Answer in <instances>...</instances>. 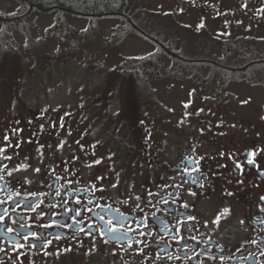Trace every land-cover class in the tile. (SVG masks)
<instances>
[{
    "label": "flooded vegetation",
    "instance_id": "flooded-vegetation-1",
    "mask_svg": "<svg viewBox=\"0 0 264 264\" xmlns=\"http://www.w3.org/2000/svg\"><path fill=\"white\" fill-rule=\"evenodd\" d=\"M120 1L126 6L124 12L129 5L147 7L157 2L155 19L163 22L155 31L159 37L126 26L123 11L52 14L54 21L63 12L64 22L69 16L84 19L87 25L91 20L120 17L122 32L130 28L127 31L137 38L145 37L163 52L158 60L167 58L175 64L211 62L207 55L189 60L180 53L190 48L193 54L204 48H249V76H234L232 81L264 91V77L254 76L264 70V0ZM166 4L170 8L163 12ZM33 12L39 13L29 6L7 21L27 19ZM65 25L54 23V31L62 29V34L51 39L41 34L40 42L54 40L58 49H76L78 37L74 31L66 33L64 28H71ZM25 27L12 31V36L5 34L6 49L20 48L29 54L31 39ZM120 57L124 60L122 53ZM135 75L128 77L139 86L143 76ZM125 78L113 95L101 89L95 99L69 110L32 106L20 83L5 93L0 90V147L6 148L4 155L13 157L11 161L0 157V165L9 169L27 165L12 177L5 176L11 191H0L4 201L0 214L8 209L0 221V264L9 260L11 264H264V201L260 199L264 196V101L244 109L231 101L228 86L220 84L211 92L223 96H208L212 104L194 110L189 105L176 121L175 112L157 104V92L147 96L137 89L123 90ZM114 97L117 104L112 109ZM5 134L8 142L2 139ZM253 151L256 155L250 157ZM249 158L254 159L252 165L247 163ZM98 159L101 162L96 164ZM196 168L199 171H193ZM53 172L61 177L58 182ZM193 176L198 181L207 177L204 186L193 184ZM5 181H0V187ZM54 182L60 196L47 187ZM84 188L87 194L81 191ZM148 192L155 195L149 197ZM21 200L40 207L35 211L25 205L16 207ZM105 205L113 210H105ZM74 216L82 222L79 226ZM9 227L13 233L7 232ZM111 227L118 231L109 232ZM17 232L22 234L19 238ZM24 235L29 239L24 240Z\"/></svg>",
    "mask_w": 264,
    "mask_h": 264
},
{
    "label": "rangeland",
    "instance_id": "rangeland-1",
    "mask_svg": "<svg viewBox=\"0 0 264 264\" xmlns=\"http://www.w3.org/2000/svg\"><path fill=\"white\" fill-rule=\"evenodd\" d=\"M115 2L121 3L120 0ZM157 8H159L157 2L147 7L129 5L125 14L137 22L139 26L136 27L141 28L144 34L159 37L155 31L156 28L162 27L163 22L155 19L158 17L155 14L158 12L155 11ZM169 8L168 4L161 7L163 12H167ZM21 9L23 6L15 1L0 0V39L3 40L5 34L12 36V31L15 29L24 30V26L31 39L28 43L29 54L20 48L10 50L0 48V90L5 93L12 88H17V83H20L19 88L26 89L28 102L32 106L44 108L50 106L55 109L69 110L87 104L89 99H95L101 89L105 90L104 94L113 95L122 88L120 80L123 76L126 77L123 90L131 93L137 89L147 96L152 94V91L157 92L154 93L157 104L175 112L176 121L181 120L182 111L189 105L192 106V110L197 106L211 105L212 102L209 101L208 96L217 97L222 94L223 92L217 90V94L211 92L220 84L228 86L227 89L232 94L231 101L244 109L257 104V101H264V91L248 88L242 82L226 80L224 77L234 76V73L220 69L224 63L235 64L238 58L249 55V48L233 46L201 49L197 55H207L213 66L202 68L197 66L199 69L197 74L192 68L193 64H187L191 69L184 71L181 64L172 63L167 58L158 60L157 57L161 51L149 44L145 37L142 40L127 31L130 28H127L121 39L116 38L117 29L122 30L120 26L123 23L121 24L119 20L96 22L95 33H93L87 31L88 25L84 19L77 20L65 16L64 23L79 37L74 40L78 46L72 51L67 46H61L58 49L54 40H48V43L40 42L41 34H45L46 38L48 35L49 39L54 38L52 35L62 34V29L54 31V14L33 12L27 19L7 21L12 16H16ZM140 15L143 16L140 17ZM125 24L127 26L131 23L125 22ZM18 36L13 34L16 40H21ZM3 45L8 44L3 43ZM174 49L179 51L177 47ZM194 51L190 48L187 53L193 54ZM121 53L124 60H121ZM155 53H159L157 57ZM150 56H153L151 71L144 75L142 67L137 64ZM62 57H67L69 60ZM215 63L216 67L220 66V68H214ZM136 72H139V76H143V82H140L139 86H135L131 77H128L136 76L135 74H138ZM261 73L257 76L264 77V70ZM235 76L249 75L245 72ZM243 78L240 77V79ZM105 82H107L106 85ZM223 95L224 93L221 96ZM110 104L113 109L117 99L114 97Z\"/></svg>",
    "mask_w": 264,
    "mask_h": 264
},
{
    "label": "trees",
    "instance_id": "trees-1",
    "mask_svg": "<svg viewBox=\"0 0 264 264\" xmlns=\"http://www.w3.org/2000/svg\"><path fill=\"white\" fill-rule=\"evenodd\" d=\"M12 1H15L16 3L23 6V9L31 6L32 8L37 9V11H39V13H47V14L56 13V11H58V10L70 11L71 13L98 12V13H104V14H107L108 12H122L123 11L122 13L125 14L124 10L126 7L125 5H122V3L115 2V0H12ZM62 13L63 12H58L59 15H58V17H56L55 23H57V24L61 23V24H64V26H66L62 17H61ZM141 16H143V15H140V17ZM127 18L129 20V21H127L128 23H131V25H134V26H139L137 24V22H134L128 16H127ZM117 19L121 20L120 17H117ZM95 29H96V22L91 20L88 23L87 31L95 33L94 32ZM64 31L67 33L69 31H73V30H71V29L69 30L68 28H64ZM124 33L125 32H122V30L118 29V31L116 33V37L121 39L124 36ZM72 34L77 35L75 32H73ZM144 35H146V34H144ZM2 36H4V34ZM7 40L8 39L6 37L3 40L0 39V48L6 49L5 46L3 45V43L8 44ZM180 53L182 55H185L189 60H194V58H198V57L203 58V57H201V55L198 56L197 54H191L190 55L187 53V51H184V50H183V52H180ZM158 54L159 53H155V56L157 57ZM248 56L249 55L244 56V58H238V60H236L237 62L235 61L236 62L235 64L224 63V65L221 68H220V66L216 67L217 65L215 63L214 68L216 67V68H220L221 70H226L228 72L234 73L233 74L234 76L237 74H240V73L242 75L245 72L247 74V73H249L248 68L250 67L248 65L250 63V61L248 59H246V57H248ZM152 57L153 56L145 58V59L141 60L140 63L138 62V64H137L139 67H142L144 75L150 73V71H151V63H153ZM158 57H157V59H158ZM187 64H193L192 68H194V70L197 72V74H199L198 67L202 68L204 66L205 67H208V66L212 67L213 66L211 62L185 63V64L180 65V66H183L184 71L191 69V68H189V66ZM137 76H139V72H138ZM234 76H226L224 78H226V80L227 79L232 80V77H234Z\"/></svg>",
    "mask_w": 264,
    "mask_h": 264
},
{
    "label": "snow or ice",
    "instance_id": "snow-or-ice-1",
    "mask_svg": "<svg viewBox=\"0 0 264 264\" xmlns=\"http://www.w3.org/2000/svg\"><path fill=\"white\" fill-rule=\"evenodd\" d=\"M40 127H41V129H43V125H41ZM61 127H63V125H61ZM15 131H16V130H13L14 133H15ZM2 139H3V141L8 142V141H9V136H8L7 134H5V135L3 136ZM62 143H63V142H61V145H59V146H62ZM11 146H12V145L9 143V144H8V147H11ZM17 147H19V145H17ZM40 147L42 148L43 145H41ZM37 151L39 152L40 149H37ZM5 153H6V148H4V147H0V157H2L4 160L11 161L13 157H12V156L4 155ZM42 155H43V154L41 153V156H42ZM255 155H256V152H255V151H253V152L250 153V157H255ZM100 162H101V161H100L99 159L95 161L96 164H99ZM247 163H248L249 165H252V164L254 163V159H253V158H249V159L247 160ZM26 167H27V165H26V164H23V163H21L20 165H18V167L15 168V169H9L7 164H2V165H0V181H5V176H7V177H12L14 171H19L21 168H26ZM235 167H236L237 169H241V165H240V164H236ZM188 171H189L188 169H185V172H188ZM193 171H199V168L193 169ZM35 172L39 173V172H40V168H36V169H35ZM189 174H190V173H189ZM53 175L56 176V182H58V181L60 180L61 177H60L59 175H57L55 172H53ZM97 179H101V178L98 177ZM206 179H207V177H204L203 179H201V180L198 181V180H197V177L193 176V178H192V183H193V184L199 183V186H200V187H203V186H204V180H206ZM25 182H27V181H25ZM16 183H20V182H19V181H16ZM184 183H187V181H184ZM21 186H22V185H21ZM47 187H49L50 189H52V190L55 192V195H56V196H60V190L56 188V186H55V182H54V183H49V184L47 185ZM112 187H116V185L113 184ZM92 190H93V192L97 191V189H96V185H95V184L92 185ZM0 191H11V189L9 188V185H8V182H7V181H5V183L3 184V186L0 187ZM81 191H83L85 194H87L88 189H87V188H84V189H81ZM99 191H100L101 193H103L104 189L101 188V189H99ZM193 194H194V193H193ZM15 195H16V196H19V195H20V192L17 191V192L15 193ZM31 195L34 197V196L36 195V193H35V192H32ZM147 195H148L149 197H152V196H154L155 194L152 193V192H148ZM8 199L11 200V199H12V196H9ZM139 199H140V198L137 197V200H139ZM260 199H261V201H264V196L260 197ZM76 202H77V204H79V202H80L79 199H77ZM151 202H152L151 199H149V200H148V203L151 204ZM162 202H163V203H167V200H163ZM3 203H4V201L0 200V204H3ZM88 203H89V204L92 203L91 199L88 200ZM122 203L127 204L128 201H127V200H124V201H122ZM21 205H25V201H23V200H21V201H17V203H16V207H20ZM25 206L30 207L32 211H35L36 208H39V207H40L39 204L25 205ZM53 206H55V205H53ZM97 207H101V205H97ZM103 207L105 208V210H113L112 207H111V205H105V206H103ZM137 207H139V205H137ZM185 207H186V205H185ZM65 210H67V209H65ZM73 211H76V216H79V215H80V212H79L78 210H73ZM115 211L118 212L119 209H115ZM7 215H8V209L5 208L3 214H0V221H3L4 218H5V216H7ZM72 219H73L74 222L77 223L78 226L82 223L81 221H77L75 216L72 217ZM100 219L103 220V219H104V216L101 215V216H100ZM189 219H193V218H192V217H189ZM13 223H16V222L13 221ZM107 223H108L109 225H111V224H112V221H111V220H108ZM214 223H218V221H214ZM24 226H25V225H24L23 223L20 224V227H24ZM88 227H92V225L89 224ZM80 231H81V232H84V228H83V227H80ZM116 231H118V229L115 228V227H111V228H109V232L115 233ZM7 232H8V233H13V228H11V227L7 228ZM140 234H141V235H144V233H140ZM21 235H22L21 233H18V232L16 233V236H17L18 238H19ZM30 235H31L32 237H36V236H37V233H36V232H31ZM101 235L103 236L104 233H101ZM23 239H24V240H28V239H29V236H28V235H24V236H23ZM40 239H41V240H46V243H47L48 245H50V244L52 243V240H49V239H47L46 237H42V238H40ZM55 239L59 240L60 237H59V236H56ZM193 239H195V237H193ZM105 243H107V240H105ZM136 243L139 244L140 241H136ZM17 247H23V245H22V244H18ZM128 247L131 248V242L128 243ZM2 251H3V248H0V252H2ZM8 264H11V260H9Z\"/></svg>",
    "mask_w": 264,
    "mask_h": 264
}]
</instances>
